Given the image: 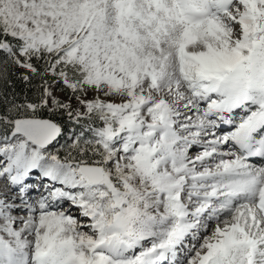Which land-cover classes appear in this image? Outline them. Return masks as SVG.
<instances>
[{"label": "snow or ice", "instance_id": "6c2138e0", "mask_svg": "<svg viewBox=\"0 0 264 264\" xmlns=\"http://www.w3.org/2000/svg\"><path fill=\"white\" fill-rule=\"evenodd\" d=\"M0 264H264V0H0Z\"/></svg>", "mask_w": 264, "mask_h": 264}]
</instances>
